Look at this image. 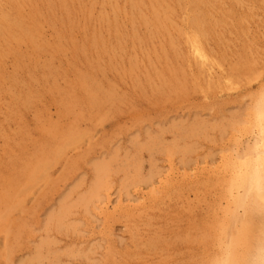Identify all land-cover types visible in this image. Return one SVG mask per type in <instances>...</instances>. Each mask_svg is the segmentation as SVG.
I'll return each mask as SVG.
<instances>
[{"label":"bare ground","instance_id":"bare-ground-1","mask_svg":"<svg viewBox=\"0 0 264 264\" xmlns=\"http://www.w3.org/2000/svg\"><path fill=\"white\" fill-rule=\"evenodd\" d=\"M235 3L241 5L243 0H124L123 2L121 0H0V95L5 93L4 99H10L12 102L7 118L9 117L10 121L22 120V112L26 113L34 107L38 108L37 104L46 92L49 93L48 97L58 110V120L55 122L46 116L45 109L37 110L35 122L39 133L36 138H31L29 131L22 127L18 132L13 133L19 136L20 140L5 137L0 133V138L4 137L5 147L9 149L7 159L0 160V164H4L5 168L0 169V235L4 237V246L0 255L1 264H11V256L19 249L23 235L25 237L33 235L30 224L28 225L25 219L32 212L27 209L25 203L29 190L43 182L45 187L41 196L45 199L47 192L52 191L55 185L49 177V169L61 157H66L69 150L79 149L82 141L90 138V131L81 129L82 122L95 119L99 123L103 122L118 114L120 111L117 112L115 109L126 101L123 96L117 94L112 84L106 82L104 84L97 79L99 76L97 71H104L107 66L114 68L118 63V53L115 50L108 52L102 34L111 32L116 35L120 43L117 45L120 51L124 50L121 47L122 41L129 35L128 42L139 46L151 42L154 44L156 39L162 38L161 49L155 47L147 52L145 58L147 67L145 66L143 70L137 58L129 60L127 73L135 88L144 94L147 93L145 87H148L153 96L160 95L163 98L165 95L166 99L173 97L179 101L195 92L206 94L233 90L239 87L235 79L243 78L242 76L248 73L252 75L253 70V66H250L252 61L249 62L243 54L238 55L243 49L241 47L238 49L235 45H232L233 49L235 47L238 51L242 50L237 52L229 69H222L220 64L225 59V47L228 45L227 42L224 43L225 38L221 33L231 32L236 36H243L241 32H244V18L248 20L252 17L249 13L244 18L237 17L233 9ZM96 5L101 7V10L95 18L93 10ZM225 5L229 8L225 9ZM239 9L243 8L239 6ZM107 10H109L108 14ZM245 10L247 9L243 11ZM178 19H181V22ZM94 22L99 24L97 28L93 25ZM45 26L50 27L55 33L56 38L54 37L53 42L44 39ZM141 28H144L143 33L140 31ZM79 33L86 38L81 43L75 40ZM252 35L254 38L256 34L252 33ZM217 38L224 48L221 47L219 57L215 58L209 42ZM252 40H250L252 43H260ZM241 42L245 45L243 41ZM65 48L72 50L74 65L81 60L85 61L87 64L85 72L75 66L63 73L64 71L60 70L62 68L54 67L51 62L43 66L39 63L41 54L47 53L52 57L63 54ZM253 48L255 49L254 46ZM262 52L264 53V49ZM92 53L96 56L92 57ZM105 53H110L112 57L102 66V56ZM90 62H95V65ZM253 65L256 67L255 64ZM8 67L11 71H8ZM254 70L253 73L257 75V70ZM24 73L29 75L27 82L22 78ZM69 73L74 75V80L61 86L58 81L65 79ZM139 73H141L140 77ZM247 79L250 78L246 77L245 82ZM37 83L41 88L36 85ZM252 97L251 103L247 105V114L253 122L247 121L246 124L248 126L250 123V127L242 128L250 137L248 139L246 136L247 140L236 141L234 145L235 147L244 145L239 152L242 162L239 164L234 162L228 166V171L232 175L224 181L227 182L228 187L224 195L231 199L232 208L226 210L224 221L219 222L218 256L209 258L204 264H264V87L259 94L255 96L253 94ZM158 100L157 98L156 101ZM233 118L237 120L231 121L226 130L238 131L240 116L236 115ZM224 126L226 125L220 122L212 123L199 117L190 123L173 124L171 130L173 129L177 134L178 139L173 146L167 147L166 151L181 153L184 157H188L195 153L198 140L206 138L208 131H223ZM149 139L145 144H140V141L135 139L134 146H139L138 150L141 151L153 148L152 145L159 141L157 136L150 135ZM15 149L16 154L13 153ZM114 155L113 158L111 157L112 160H99L93 164V179L89 188L83 193H79L78 188H74L68 197L77 194L76 199L73 197L75 202L71 204L69 201L71 198H65L57 211L47 215L48 220L43 231L68 233L77 229L76 224L69 221L71 215L82 207L88 210L89 204L99 199L101 192L108 188L113 175L111 161L114 162L116 158ZM68 159L67 157L64 163L67 168L78 165V161ZM132 164L134 173H138L139 161L135 159ZM171 178L168 179L170 182L166 186L170 194L173 191L178 192L181 188L180 185H176L177 182L174 184V179ZM137 179L136 176L134 180ZM207 183H203L204 186L208 187ZM156 198L154 197L153 202ZM15 212L20 213V216L15 217ZM125 214L132 215L126 210ZM209 228L216 230L217 226L210 225ZM213 238L215 237L211 234L209 236L204 234L203 237H191L190 241H198L206 245ZM165 243L161 236L157 235L148 240L146 248L152 250L163 247ZM38 244L34 254L32 252V256L22 264H44L47 259L44 251L49 255L53 254L48 249L53 244L52 240L45 239ZM68 253L79 255L80 251L72 249Z\"/></svg>","mask_w":264,"mask_h":264},{"label":"rangeland","instance_id":"rangeland-1","mask_svg":"<svg viewBox=\"0 0 264 264\" xmlns=\"http://www.w3.org/2000/svg\"><path fill=\"white\" fill-rule=\"evenodd\" d=\"M254 1L256 5H254ZM233 5L237 17L244 18L248 13L252 14V17L248 20L244 18V32H241L244 37L236 36L231 32L221 33L225 38L224 43L227 42V47L229 46L225 47L226 56H224V61L220 62L222 69H229L235 55L243 49V52L238 55L243 54L249 62L252 61L250 62V66H253L252 69L257 70V75L261 74L259 77L252 70L255 80L251 73L242 76L243 78L235 79V83L239 87L233 90L206 94L195 92L184 100L177 101L173 97V99H166L165 95L163 98L160 95L153 96L150 92L151 89L145 87V92H147L145 95L135 88L127 73L129 60L137 58L140 61L141 70H143L146 66L147 52L155 47L161 49L162 38L156 39L154 44L151 42L148 45L139 46V44L134 45L133 42H128L129 35L127 38L125 37L124 42L122 41L121 47L124 50L120 51L117 46L120 43L117 41L116 35L111 32L102 34L107 43L108 52L115 50L118 53V63L114 68L107 66L104 71H97L99 75L97 79L104 84H112L117 94L123 96L126 101L121 107L117 106L118 108L115 109L117 112L120 111L118 114L103 122L99 123L96 119L82 122L81 129L90 131L91 140L90 138L84 139L79 149L69 150L66 157H61L49 169V177L55 185L52 187V191L47 192L45 199L41 196L45 187L43 182L31 191L29 190L25 203L27 209L32 212L25 219L28 225L30 224L29 227L32 229L33 235L31 237L23 235L19 249L11 256V264H22L29 256H32V252L34 254L38 243L45 239L52 240L53 244L48 249L53 254L49 255L44 251L47 256L44 264L52 262H56V264H204L209 258L218 256L219 222L224 221L226 210L232 208L231 199L224 195L228 188L227 182L224 183L225 178L232 175L228 171V166L234 162L238 164L242 162L239 152L244 145L239 147L234 145L236 141H245L247 137L249 139L250 135H246L242 130V128L250 127V123L248 126L246 123L252 121L247 114V105L251 103L253 94L254 96L259 94L264 87V53L262 52L264 49V0H243L241 5L236 3ZM239 6L243 9H239ZM228 8V5H225V9ZM244 9L248 11H243ZM100 10L101 7L96 5L93 10L95 18L99 15L97 13H100ZM106 12L108 14L109 10ZM178 21L181 22V19ZM93 25L97 28L99 24L94 22ZM45 27L44 39L53 42L56 38L55 33L50 27ZM140 31L143 33L144 28H141ZM252 33L256 34L254 38ZM235 37L236 39H234ZM257 37H262L261 41ZM249 38L260 43H252L251 39L248 40ZM140 39L142 38L140 37ZM230 39L237 44L233 41L231 43ZM75 40L81 43L86 38L79 33ZM217 40L218 38L209 42L215 58L219 57L221 47L224 48ZM241 41L245 45H242ZM232 45L242 49L238 51L234 47V50ZM259 46H263L262 51ZM256 49L259 52L256 53ZM24 50L26 51V48ZM65 52L52 57L47 53L41 54L39 63L43 66L51 62L54 67L62 68L60 70L64 71L63 73L75 66L82 72L86 71L85 61L81 60L77 65H74L72 50L65 48ZM91 56L95 57L96 55L93 56L92 53ZM111 57L110 53L103 54L102 66ZM90 59L92 61V58ZM9 62L8 64H10ZM90 64L95 65V62H90ZM8 71L11 69L9 68ZM138 76L140 77L141 73ZM246 77L251 80L247 79L245 82ZM22 78L27 82L29 75L24 73ZM71 80H74V75L69 73L65 79L59 80L58 83L65 86L67 82H72ZM236 80H241L242 82L239 81L241 84ZM45 88L48 89L46 86ZM48 94L46 92L38 102V108L34 107L35 109L28 110L26 113L22 112V120L12 121L9 120V117L7 118L12 102L10 99H4L5 93L0 95V133L5 137L20 140L19 136H15L13 133L15 134L22 127L29 131L32 135L31 138H36L39 133L35 122L37 110L45 109L46 116L54 122L57 121L58 110ZM157 98L158 101H156ZM236 115L240 116L238 126L240 130H226L231 121L237 120L233 118ZM197 117L212 123L225 124V129L223 131H208L206 138L198 140L195 153L188 157H184L181 153H168L167 147L173 146L178 139L177 134L173 129L171 130V126L179 122L190 123ZM150 135L157 136L160 143L157 141L152 145L153 148L141 151L138 150L139 146H134L135 139L140 141V144H145L150 140ZM8 150L5 147L4 137L0 138V160L7 159ZM13 153L16 154L17 150H13ZM113 155L116 158L114 157V162L111 161L113 175H111L108 188L101 192L99 199L89 204L88 210L82 207L71 215L69 221L75 223L77 229L68 233L53 232V230L49 233L46 230L43 231L48 220L47 215L57 211L65 198H71L69 200L71 204L75 202L77 194L68 197L74 188H78L79 193H83L89 188L93 179V164L99 160H112ZM67 157L68 160L78 161V165L70 169L67 168L64 164ZM135 159L139 161L140 165L136 174L132 164ZM0 169H5L4 164H0ZM136 176L138 179L134 180ZM170 178L174 179V184L177 182L176 185H180L181 188L178 192L172 190L173 192L170 194L166 190ZM206 182H208L207 185L209 184L208 187L203 184ZM154 197H157L155 202H153ZM120 203L121 205H118ZM125 210L132 213V217L125 214ZM15 213V217L20 216V213ZM210 225H214V227L216 225L217 229H210ZM204 234L207 236L211 234L215 238L206 245L200 244L198 241H190L191 237H203ZM157 235H160L166 242L165 245L147 250L148 240ZM3 239L4 237L0 235V255L4 246ZM72 249L80 251L79 255H70L68 251Z\"/></svg>","mask_w":264,"mask_h":264}]
</instances>
